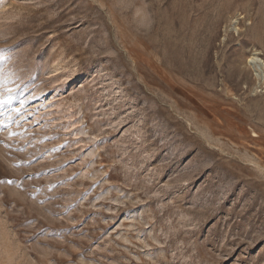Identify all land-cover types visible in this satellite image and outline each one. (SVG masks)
Instances as JSON below:
<instances>
[{
	"label": "rangeland",
	"instance_id": "1",
	"mask_svg": "<svg viewBox=\"0 0 264 264\" xmlns=\"http://www.w3.org/2000/svg\"><path fill=\"white\" fill-rule=\"evenodd\" d=\"M254 51L264 0H0V264H264Z\"/></svg>",
	"mask_w": 264,
	"mask_h": 264
},
{
	"label": "bare ground",
	"instance_id": "2",
	"mask_svg": "<svg viewBox=\"0 0 264 264\" xmlns=\"http://www.w3.org/2000/svg\"><path fill=\"white\" fill-rule=\"evenodd\" d=\"M237 21L233 20L232 28L236 31ZM262 54V53H261ZM259 52L254 51L249 60H248V66L252 69L254 76L258 83L262 84L264 83V61L259 58ZM264 170V169H263Z\"/></svg>",
	"mask_w": 264,
	"mask_h": 264
}]
</instances>
